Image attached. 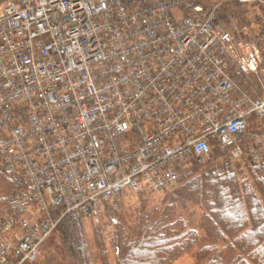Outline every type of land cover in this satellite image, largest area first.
<instances>
[{
    "label": "built area",
    "instance_id": "built-area-1",
    "mask_svg": "<svg viewBox=\"0 0 264 264\" xmlns=\"http://www.w3.org/2000/svg\"><path fill=\"white\" fill-rule=\"evenodd\" d=\"M218 7L0 0V166L24 184L0 216V264L35 262L64 215L166 191L213 149L227 171L264 168V57Z\"/></svg>",
    "mask_w": 264,
    "mask_h": 264
},
{
    "label": "trees",
    "instance_id": "trees-1",
    "mask_svg": "<svg viewBox=\"0 0 264 264\" xmlns=\"http://www.w3.org/2000/svg\"><path fill=\"white\" fill-rule=\"evenodd\" d=\"M256 4L248 10L253 12V21H247L245 12L237 16L238 25L258 26L264 5ZM254 32L256 38H262L257 45L264 57V21ZM232 76L243 86L238 73ZM23 186L0 166V216L9 214L7 201ZM191 210L199 213L197 219ZM62 212V208L55 209L53 219ZM57 229L70 264H92L79 218L68 213ZM95 230L98 240L101 234ZM110 234L113 262L108 261V252L100 244L103 264H172L192 251L194 264H264V168H252L243 158L235 172H228L221 156L212 154L202 167L192 165L181 170L176 188L165 192L151 208L144 209L143 205L131 223L119 219ZM8 264L16 262L10 260Z\"/></svg>",
    "mask_w": 264,
    "mask_h": 264
},
{
    "label": "rangeland",
    "instance_id": "rangeland-1",
    "mask_svg": "<svg viewBox=\"0 0 264 264\" xmlns=\"http://www.w3.org/2000/svg\"><path fill=\"white\" fill-rule=\"evenodd\" d=\"M201 3H204L206 7H213L218 5V14H220V22L227 27L228 30H231L236 34L239 40L250 41L254 39L256 43L260 41L262 38H256L257 35L254 30L259 29L264 21V16L261 14V18L259 19L258 26L257 25H238L237 16L245 15L247 12L246 19L247 21H253V12H248V10H253V7H257L256 3H261L264 5L263 0H198ZM241 18V17H240ZM253 30V31H252ZM247 33L249 36H246ZM219 154L216 150L213 149V155ZM220 155V154H219ZM217 161V160H216ZM221 161V160H220ZM219 161V162H220ZM191 166H188L186 169H189ZM187 172V171H186ZM178 184L170 187L166 191L163 192H155L149 193L146 195L139 194H128L122 195L120 201L117 204V208L115 211L104 212V215H101L98 219H81L80 223L83 230L85 245L87 246L88 253L91 258L92 264H103L99 247L101 246L105 248L106 252H108V261L113 262L112 250H109V237L111 238V229L114 226V223L119 221V219H123V221L127 223H131L140 211V209L144 205V209H149L152 206L156 205L162 198L165 192L171 191L176 188ZM3 195L0 194V198ZM192 211V212H191ZM189 213H192L194 218L197 219L199 213L194 212L195 210H191ZM109 214V215H107ZM182 216H188L187 213H182ZM60 217V216H59ZM65 215L61 218L64 219ZM57 219V218H56ZM60 222V221H59ZM95 229H98L101 237L97 240L95 238ZM39 239L38 243H34L32 249L29 251L31 256H37V260L32 262L31 264H70V262L66 259L63 243L60 238V234L58 232L57 226L55 229H51L47 233H45ZM101 244V245H100ZM172 264H194V252L187 253L180 257Z\"/></svg>",
    "mask_w": 264,
    "mask_h": 264
}]
</instances>
